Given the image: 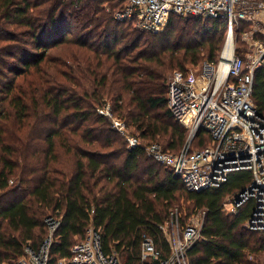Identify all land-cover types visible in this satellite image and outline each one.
<instances>
[{"label":"trees","instance_id":"obj_1","mask_svg":"<svg viewBox=\"0 0 264 264\" xmlns=\"http://www.w3.org/2000/svg\"><path fill=\"white\" fill-rule=\"evenodd\" d=\"M124 6L0 0V264H17L28 247L38 251L50 235L49 217L61 222L51 264L70 257L91 227L104 253L122 264L140 263L147 238L167 259L161 227L182 200L189 215L206 214L189 264H264V230L247 228L255 202L236 214L224 211L250 185L249 172L232 174L219 188L188 191L144 148L129 150L98 112L110 105L141 139L178 154L187 130L169 110L168 75L216 62L227 22L172 16L163 31L142 32L115 19ZM253 100L264 117V69L255 74ZM210 141L200 131L192 149Z\"/></svg>","mask_w":264,"mask_h":264},{"label":"built area","instance_id":"obj_2","mask_svg":"<svg viewBox=\"0 0 264 264\" xmlns=\"http://www.w3.org/2000/svg\"><path fill=\"white\" fill-rule=\"evenodd\" d=\"M122 1L125 6L115 13V19L130 22L139 31L159 33L172 16L225 20L226 42L216 62L204 61L197 68L175 71L169 78V110L187 130V141L178 154L165 151L157 142L145 143L113 114L110 105L99 109V114L110 121L129 150L144 148L148 158L168 168L188 191L219 188L232 174L249 172L250 185L228 200L224 211L236 214L253 200L256 206L247 228L264 230V117L253 100L255 74L264 69V0ZM242 25L261 27L242 34L247 44L246 56L239 53L236 44V33ZM200 131H206L211 141L205 148L193 150ZM203 213L199 227L187 225L181 234L174 223L177 214L172 212L171 221L161 227L170 244V257L162 259L153 240L147 238L142 243L139 264H189L187 253L201 239L206 216ZM46 223L50 230L48 239L38 251L26 248L17 264H51L50 249L61 222L49 217ZM170 224L173 230L168 236L166 229ZM54 264L122 263L117 254L104 253L100 232L91 227L86 239L72 249L71 256Z\"/></svg>","mask_w":264,"mask_h":264},{"label":"rangeland","instance_id":"obj_3","mask_svg":"<svg viewBox=\"0 0 264 264\" xmlns=\"http://www.w3.org/2000/svg\"><path fill=\"white\" fill-rule=\"evenodd\" d=\"M110 10V5L107 6ZM106 7V8H107ZM108 8H107V11H108ZM120 8V7H119ZM109 12V11H108ZM168 24V23H167ZM166 24V26H167ZM165 26V27H166ZM165 27L161 30L163 31L165 29ZM241 28V27H240ZM254 29H257V30H260L261 27L259 25H255V27L253 26H247L244 30H243V33L244 32H248V31H252ZM240 33H236V44H237V47H238V50H239V53L244 54V56L247 55V44H245L244 42V37L243 35L241 34V36H239ZM241 40H240V39ZM258 40V39H257ZM225 42H226V37H225V40H223V47L225 45ZM223 49V48H222ZM203 63V62H202ZM202 63H199L198 65H188L187 66V69L189 68H197L199 67ZM177 71V70H176ZM175 72V71H174ZM174 72H171L168 76V79L170 78V76L174 73ZM129 131H134L133 129H129ZM145 143H148L146 141H144ZM236 198V197H234ZM233 198V199H234ZM233 199H229L230 201L233 200ZM190 203H187L185 202L184 200L181 201V205L180 207L181 208H175L173 210V213L177 214V217L174 218V223H175V227L179 229L180 233L183 234L185 232V230L187 229V225L189 226H194V227H199V225L201 224L203 218H204V213L203 212H198L196 214H192V215H189V213L186 211V208L187 206H189ZM181 209V210H180ZM183 219H185V226H183L184 224L182 223ZM171 221V217L169 219L168 222ZM172 227H171V224L169 225L168 229H166V232H167V235L169 236L171 231H172Z\"/></svg>","mask_w":264,"mask_h":264},{"label":"water","instance_id":"obj_4","mask_svg":"<svg viewBox=\"0 0 264 264\" xmlns=\"http://www.w3.org/2000/svg\"><path fill=\"white\" fill-rule=\"evenodd\" d=\"M240 202V200H237V203H239Z\"/></svg>","mask_w":264,"mask_h":264}]
</instances>
